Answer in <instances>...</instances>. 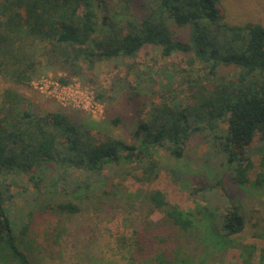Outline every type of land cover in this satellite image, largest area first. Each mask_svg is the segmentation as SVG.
I'll return each instance as SVG.
<instances>
[{"label":"trees","instance_id":"16d2710c","mask_svg":"<svg viewBox=\"0 0 264 264\" xmlns=\"http://www.w3.org/2000/svg\"><path fill=\"white\" fill-rule=\"evenodd\" d=\"M149 46L162 59L182 55L186 66L160 69L161 89L148 103L125 98L134 127L130 140L106 130L119 128L120 116L106 120V114L103 124L66 111L43 112L26 93L40 70L56 66L80 77L106 62L133 61ZM222 68L234 73L222 74ZM95 94L105 102L103 92ZM198 137L238 166L235 185L264 189V173L250 179L254 164L248 155L264 151V25L228 22L222 0H0V264H35L42 252L35 233L44 221L39 217H57L59 223L81 213V197L103 205L126 197L104 174L155 181L159 153L179 161ZM255 138L262 148L250 151ZM170 172L174 180L177 170ZM20 176L34 189L27 201L33 221L22 227L6 207L3 184ZM62 192L78 202H54ZM222 195L226 208L198 203L191 211L171 204L161 190L146 192L150 215L162 217L128 238L134 246L125 245L132 257L127 264H204L188 252L200 251L201 228L202 246L212 251L204 260L244 248L233 239L245 226L242 207L223 189ZM256 236L264 239V230ZM251 253L247 247L241 256Z\"/></svg>","mask_w":264,"mask_h":264},{"label":"rangeland","instance_id":"374dc122","mask_svg":"<svg viewBox=\"0 0 264 264\" xmlns=\"http://www.w3.org/2000/svg\"><path fill=\"white\" fill-rule=\"evenodd\" d=\"M222 3L228 22L233 24L254 22L264 25V0H222ZM185 66L182 55L162 59L159 49L149 46L133 61L106 62L98 65L92 73L80 77H72L56 66L40 70V75L32 82L26 93L34 101L37 110L43 112L66 111L77 118L93 119L103 124L106 123L104 120L106 114V120L113 115L120 116L123 124L119 128L107 127L106 130L115 136L130 140L134 127L128 121L130 108L127 103L130 100L125 98L130 95L143 105L148 103L154 98L153 94L161 89L157 82L161 80L156 73L165 67L174 71ZM221 73L231 76L234 69L222 68ZM179 74L183 75L182 72ZM44 79L47 80L48 86L38 88L37 84ZM61 79H66V82ZM175 79L179 82L177 77ZM54 81L70 86L71 92L78 91L84 95L93 92L96 97L95 92L98 89L105 96L104 103L96 98L103 106V110L93 108L86 111L76 106L62 104L58 97L60 94L49 95L52 91L50 84ZM168 81L169 79H164V83ZM221 129H226V125ZM255 147L262 148L260 139L255 138L249 150L252 151ZM216 148L205 137H198L190 143L184 158L179 161L171 160L166 153L160 152L159 177L152 182L139 178L138 174L125 178L114 177L112 181L109 175L104 174L109 184L113 182L114 185H120L119 194L123 190L127 198L121 199L119 195L108 201L109 204L106 202L103 205L81 197L79 200H82V210L77 215L64 216L59 223L57 217L50 215L39 217L38 220L44 221L37 222L35 233L38 234L42 252L37 254L35 264H127V260L132 258L127 246L129 248L134 246L128 238L133 236V232L147 228L145 225L148 221H157L162 217L160 212L150 215V208L143 201L146 192L161 190L171 204L184 210L196 211L198 203L226 208L228 198L223 197L222 189L228 193L231 200L242 207L245 226L241 233L233 236V239L245 249L232 248L223 255L216 256L217 258L213 256L212 260H204L206 252L212 251H206L207 248L202 246L201 241L205 240L206 232L201 228L198 233L200 251L190 247L191 250L188 252L191 256H196L193 259L203 261L204 264H264V239L256 236V233L264 230V189L258 190L249 185L244 190L242 186L235 185L233 177L238 166L229 165L227 154ZM249 154L254 164L250 179L254 182L258 174L264 173V151L256 153L248 151ZM170 168L177 170L173 176L176 182L170 175ZM11 179L3 181L6 207L16 223L22 227L26 222L30 224L33 221L32 216L29 217L31 213L27 201L34 189L24 176ZM220 181L221 185L213 188V185ZM197 186L204 189L194 195L191 189ZM49 196L45 195V199H49ZM52 200L78 202L70 192H62L59 196H53ZM20 211L24 213L23 217L19 214ZM55 227H58L56 231ZM149 237L148 235L144 238L147 247L151 249L153 245ZM247 247H250L252 253L243 258L242 251H247ZM202 256L203 258H199Z\"/></svg>","mask_w":264,"mask_h":264},{"label":"built area","instance_id":"2783aa9c","mask_svg":"<svg viewBox=\"0 0 264 264\" xmlns=\"http://www.w3.org/2000/svg\"><path fill=\"white\" fill-rule=\"evenodd\" d=\"M51 83V82H48ZM41 84V85H40ZM43 88V86H48L47 80H42L41 83L37 84V87ZM52 91H50L49 95H59L60 102L65 104L66 106H76L79 109H83L88 111V109H98L100 111L103 110V106L96 99L93 92H89V94H82L78 91L71 92V87L67 85H62L59 81H54L50 84ZM54 97V96H53ZM90 101L92 103H90Z\"/></svg>","mask_w":264,"mask_h":264}]
</instances>
